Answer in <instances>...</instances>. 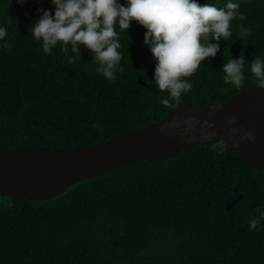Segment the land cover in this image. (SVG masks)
<instances>
[{
  "label": "trees",
  "instance_id": "16d2710c",
  "mask_svg": "<svg viewBox=\"0 0 264 264\" xmlns=\"http://www.w3.org/2000/svg\"><path fill=\"white\" fill-rule=\"evenodd\" d=\"M125 0H121L124 3ZM225 7L229 0H198ZM245 19L190 77L191 91L171 107L153 78L156 61L146 29H119L122 59L116 80L96 71L80 46L68 63L58 44L50 54L32 35L51 0H0V148L87 146L161 120L178 102L206 108L257 86L251 61L264 59V0H232ZM241 30H248L240 40ZM215 43L214 40H210ZM3 42L0 41V44ZM244 54L239 88L222 66ZM224 149H217V144ZM264 170L224 142L199 144L158 161L128 162L45 200L0 195V264H264Z\"/></svg>",
  "mask_w": 264,
  "mask_h": 264
},
{
  "label": "clouds",
  "instance_id": "9594fccd",
  "mask_svg": "<svg viewBox=\"0 0 264 264\" xmlns=\"http://www.w3.org/2000/svg\"><path fill=\"white\" fill-rule=\"evenodd\" d=\"M23 6L27 0H16ZM55 6L50 10L40 9L42 15L32 25V35L42 42V50L50 54L58 44L67 62L73 63L80 46H86L94 55L98 65L96 71L110 81L116 80V72L123 71L119 42V29L124 32L133 21L145 29L144 43L150 47L156 61L153 81L161 92L167 91L169 98L160 103L171 107L170 100L179 101L182 93L191 91L192 84L182 79L192 76L201 62L215 57L220 51V41L232 35L231 21L244 20L238 3L229 2L225 7L214 4L201 5L198 0H51ZM248 30H241L243 40ZM8 31L0 26V47L8 48ZM214 40L215 43H211ZM244 54L231 58L222 66L223 81L239 88L244 80ZM251 72L257 87L264 89V59L251 61ZM207 126V121H205ZM232 131H237L233 129ZM241 139L255 140L252 133ZM258 217L250 218L248 226L255 230L264 209L257 208Z\"/></svg>",
  "mask_w": 264,
  "mask_h": 264
},
{
  "label": "water",
  "instance_id": "95a60500",
  "mask_svg": "<svg viewBox=\"0 0 264 264\" xmlns=\"http://www.w3.org/2000/svg\"><path fill=\"white\" fill-rule=\"evenodd\" d=\"M245 133L255 140L241 139ZM219 141L235 146L250 165L264 170V89H242L206 108L178 102L161 120L93 145L0 148V195L50 199L128 162L158 161Z\"/></svg>",
  "mask_w": 264,
  "mask_h": 264
},
{
  "label": "rangeland",
  "instance_id": "374dc122",
  "mask_svg": "<svg viewBox=\"0 0 264 264\" xmlns=\"http://www.w3.org/2000/svg\"><path fill=\"white\" fill-rule=\"evenodd\" d=\"M217 149H219V150H222V149H224V144H217Z\"/></svg>",
  "mask_w": 264,
  "mask_h": 264
}]
</instances>
